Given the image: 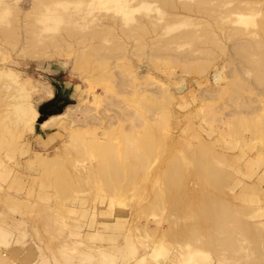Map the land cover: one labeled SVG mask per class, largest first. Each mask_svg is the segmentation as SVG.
<instances>
[{
  "label": "rangeland",
  "instance_id": "obj_1",
  "mask_svg": "<svg viewBox=\"0 0 264 264\" xmlns=\"http://www.w3.org/2000/svg\"><path fill=\"white\" fill-rule=\"evenodd\" d=\"M34 1H38L37 14H34L33 6L37 7ZM120 1L123 0H0L4 2L0 3V68L15 71L18 84L14 86L25 88V103L37 109L36 103L54 99L56 90L64 97L75 99L76 104L68 106L67 112L49 118L64 113L71 115L70 112L76 113L72 114L75 118L84 111L86 114L87 110L94 118L86 121V114L82 116L85 122L79 118L81 114L78 115L77 121L88 125L84 131L76 124V118L72 120L70 116V119L62 116V119L51 121L52 127L45 130L38 125V112L39 118L31 131V124L17 122L14 91L6 92L0 85V256H5L3 263L264 264V127L257 121L258 115L264 114V87L250 74L251 71L264 72V69L257 71L246 67L243 60L231 58L234 39H223L228 47L226 54L219 53L208 43L202 46L195 40H187L179 43L184 44L180 47H159L156 56H150L154 48L150 39L155 36H147L151 47L145 48L144 43L141 51L147 54H136L139 49L135 47L139 43L136 39H125L126 34L122 32L135 22L127 20L128 8L124 9L127 13L116 8ZM172 1L175 6L171 4L172 10L165 5L169 0H157L156 5L141 7L134 16L142 20L154 18L158 26L156 31L161 32L166 16L173 21L176 20V17L171 18L173 14L185 15L193 18H189L191 21L209 22L222 38L214 22L217 19L220 23L214 17L218 15L211 14L214 10L209 15L205 13L206 16L189 13L180 9L182 2L192 5L212 1L211 4H218L219 15L230 10L232 5L238 7V2L239 5L241 1L253 2V8L245 9L252 18L238 22V17L232 15L220 24L226 28L254 31L259 39L263 38L260 27L264 25V0ZM27 12H31L29 17ZM117 19H121L122 26L114 23ZM152 24L147 26L152 29ZM98 26L111 27V32L113 28L115 32L108 35L115 33L121 39L113 40L112 36L107 39V35L106 39H99L102 51L96 55L98 66L99 57L107 54L106 48H113L116 41L125 42L129 54L122 51H113V54L110 50L112 55L110 52L105 55L110 57L109 62H105L107 68L104 64L98 67L99 71L96 68L92 72L94 61L90 60L89 70H75L77 49L99 43L89 35L86 36L88 40L84 37L87 42L78 37L99 30ZM26 27L32 28L33 37L40 38L39 41L30 38L31 32ZM178 27L165 29L163 37L167 39L190 31L186 25ZM196 27L191 31H197V37L200 33ZM14 28V35H20L16 47L15 37L9 38L14 39L11 42L5 38ZM67 28L73 30V37L66 34ZM35 31L42 35L45 43H48L45 36L56 34V39L57 34H63L66 42L61 41L60 45L73 43L75 50L59 54L54 52V47L45 50V43ZM26 35L31 36L28 39ZM154 39L156 47L163 41L162 37ZM75 41L85 42V45L80 42L77 48ZM200 50L218 55L215 54L214 60L207 55L205 59ZM22 52L30 54L24 56ZM119 53L125 57H119ZM139 54L140 57H136ZM35 55L37 58L33 57ZM236 65H244L249 73L235 72ZM233 81L234 85L238 83L245 88L235 92L238 96L233 93ZM251 85L254 88L249 91ZM41 89H46V93ZM76 107H81L82 111L86 107L90 109L82 113ZM123 111L128 117L119 122L116 116ZM111 123L114 125L110 128ZM127 132L133 136L128 145L137 146L142 152L135 153L137 158L132 156L141 161L130 154L123 155L126 152L124 142L128 141L123 136ZM134 151L137 150L133 147ZM113 153L118 155V161L114 158L115 165L120 166L116 168H120L119 172L107 167ZM140 155L143 156L140 158ZM220 210L231 216L227 230L232 231V247L223 244L226 235L217 227Z\"/></svg>",
  "mask_w": 264,
  "mask_h": 264
},
{
  "label": "bare ground",
  "instance_id": "obj_2",
  "mask_svg": "<svg viewBox=\"0 0 264 264\" xmlns=\"http://www.w3.org/2000/svg\"><path fill=\"white\" fill-rule=\"evenodd\" d=\"M89 1H91L92 2V0H89ZM176 1V0H175ZM204 1H206V0H204ZM211 1V0H210ZM35 2V4L37 5V3H38V1L36 2V1H34ZM33 2V3H34ZM91 2H90V4H91ZM94 2V1H93ZM96 2V1H95ZM118 2V1H117ZM121 2V1H120ZM122 2H124V3H122ZM121 3H117V6H116V8L118 9V10H122L123 9V12H125V13H127V12H129V13H127V14H129V16H128V18H127V20L128 19H130L131 21H133V22H135L134 24H132L131 23V21H130V23L133 25V26H131L130 24V26H127V27H129V28H127V30H124V28L123 27H120V29H122L123 28V30H122V32L124 33V34H126L124 37H125V39H128V40H131V39H136V43L138 44V47L136 46L135 48H137V49H139L138 50V52H136V54L137 53H139L140 52V54L141 53H144L145 52V50L143 51V52H141L142 51V49H144V47L142 46L144 43H145V48H146V46H150V44H149V40L147 41L146 39V37L148 36V37H150V36H155L154 38H157V39H159L160 40V38L162 37V39L164 38L163 36V31L165 30V29H172V28H177L179 25L182 27V25L183 26H185L186 25V27L187 28H190V31L191 30H193V28H195V26H198V27H196L197 29L196 30H198V32L200 33V35H198L197 37L195 36V34L197 33V31H196V33H193L194 31H187L186 33H181V34H178V35H175V36H173V37H170V38H167V39H163V41H161V42H158V44H157V47H156V44H153L154 43V41L156 40V39H154V38H151L150 39V43H151V46H154V48L149 52L150 53V56H156V54L158 53V51H159V47H164V46H168V47H170V46H174V45H177V46H175V47H180V45L182 46V45H184V44H179V43H185L187 40H195L196 42H197V44H202V46H204V45H207L206 43H208V44H210L212 47H214V48H216L217 49V51L219 52V53H222V54H226V52H228V49H226V48H228V47H226V45H225V43H224V41H223V39H227V40H229L230 39V41L231 40H233V43H232V48L230 49V52H231V58H233L234 60H235V58H237V59H241V60H243L244 62H245V64L247 65L246 67H248V66H250V67H253V68H251V69H254V70H257V71H262L263 69H264V25H260L261 27H260V33L263 35V38L260 36V39H259V36H258V38H257V36H256V33L254 32V31H248V30H241V29H237V28H226V27H224V26H222L221 24V22L222 21H224L225 22V20H226V18H228L229 19V17H231L232 15L233 16H236V17H238V18H236L237 19V21L238 22H240V20L239 19H244V18H252L251 16L250 17H248L249 15H247L246 13H245V9H248V8H253L254 6H255V4L253 5V2H252V4L251 3H247V1L246 2H243V1H241L240 3V5H239V2H238V7H234V6H237V4H235V5H232L233 7L230 9V10H226L225 12H220V15H219V13H218V4H216V5H213V4H211L212 3V1L210 2V4L211 5H213L214 7V9L213 8H211L212 6H210V4L208 3L209 1H207V2H196L195 4H192L191 5V3H183L182 2V6L180 5V4H178V5H180V9L181 10H183V11H185L186 10V12H189V13H196V14H198V15H200V14H202V15H205V13L206 14H210L213 10L214 11H216V14L214 13V11L211 13L212 14V16L213 15H218V17H216V16H214L215 18H218L219 20H220V23L218 22V20L216 19V21H214L215 23L217 22V24L216 25H218L216 28L217 29H220L219 31L220 32H222V38L220 37V36H218V34H216L215 33V31L216 30H214V28L211 26V25H209V22L207 23H202V21L201 20H199V21H197V19H195L194 21H196V22H194L193 20V22L189 19V18H191V17H188V16H183V15H175V14H173V16H171V15H169V16H171V18L172 19H175V18H173V17H176V20H169L170 18H167V16H166V12H163V14L166 16V19H168L169 21H168V23L166 22L167 20L165 19L164 20V22H163V25H161L162 27H161V32L159 31H156L157 30V28H158V26L156 25L155 26V24H156V21H155V19L153 18H150V19H147L146 18V20H142L141 18H139V17H135L134 16V12H136V11H139V9L141 8V7H145V6H151V4H153V5H156L157 4V0H123ZM160 2V1H159ZM158 2V3H159ZM230 2H232V1H230ZM0 3H4V2H0ZM112 3V1H110L109 2V4H111ZM156 3V4H155ZM177 3H178V1H177ZM227 3H229V2H227ZM92 4H94V3H92ZM173 1L171 0H169V2H167L165 5L169 8H171V10L172 9H174L173 8ZM184 4H188V5H184ZM242 4H245V6H241ZM152 5V6H153ZM184 5V6H183ZM253 5V6H252ZM6 6V5H5ZM39 6H41V3L39 2ZM113 6V5H112ZM111 6V7H112ZM151 6V7H152ZM217 6V7H216ZM4 7V6H3ZM34 7V11H35V13L34 14H37V12H38V10H39V7H38V5H37V7H35V6H33ZM175 7V6H174ZM125 8H128L129 9V11H127V10H124ZM154 8H155V6H154ZM157 8V7H156ZM169 8V9H170ZM215 8H216V10H215ZM37 9V10H36ZM33 9H31L30 11H32ZM118 10H117V12H118ZM162 10V9H161ZM175 10H177L176 8H175ZM174 10V11H175ZM253 10H255V9H253ZM33 11V12H34ZM37 11V12H36ZM127 11V12H126ZM30 13L31 12H27V16L29 17L30 16ZM173 13V12H172ZM204 13V14H203ZM218 13V14H217ZM33 15V14H32ZM182 16V17H181ZM206 16V15H205ZM130 17V18H129ZM162 18H164V16H161ZM184 17V18H183ZM211 17V16H210ZM262 17H264V16H262ZM86 19V18H85ZM161 19V18H160ZM159 19V20H160ZM187 19H188V21L190 22H192V23H194V25H192V23L191 24H189L188 23V21H187ZM191 19H193V18H191ZM209 19H211V18H209ZM225 19V20H224ZM126 20V21H127ZM162 20V19H161ZM184 20H186V22H184ZM203 20V19H202ZM235 20V19H234ZM263 21H264V19H262ZM119 21H121V19H117L116 20V22H114V23H116V24H118V25H121V24H119ZM155 21V22H154ZM201 21V22H200ZM236 21V22H237ZM263 21H262V23H263ZM205 22V21H204ZM236 22H234V24L236 23ZM90 23V22H89ZM125 23V22H124ZM152 23H154V24H152ZM160 23H162V21L160 22ZM160 23H159V25H160ZM165 23H167V24H165ZM184 23H186V24H184ZM115 24V25H116ZM122 24H123V22H122ZM148 24H150V25H148ZM151 24L152 25H154L153 27H152V29L151 28H149L148 26H151ZM157 24H158V22H157ZM179 24V25H178ZM219 24L221 25V27L219 26ZM31 25V24H30ZM89 25V24H88ZM148 25V26H147ZM178 25V26H177ZM215 25V24H214ZM224 25V24H223ZM255 25V24H254ZM258 26H259V24H257ZM27 27L29 26V25H26ZM101 26V25H100ZM100 26H98L97 28L99 29H102V32H101V30L99 29V30H97L96 29V31L94 32V30H92V29H90V31L91 32H88L89 34H87V33H85V35H81L80 37H78V38H81V40H82V42L84 41V40H86L87 38H86V36L87 35H89L91 38H92V40L94 39V40H96L97 39V41H99V39H100V41H102V38L104 39H106V36L105 35H107V39H112V38H114L113 40H115V39H117L118 38V36H115V33H114V36L113 35H108V34H113V32H115L114 30H113V28H112V32H111V27L109 28V29H105V28H107V27H100ZM122 26V25H121ZM189 26H191V27H189ZM26 27V28H27ZM32 27V26H31ZM30 27V28H31ZM33 27H34V25H33ZM88 27V26H87ZM90 27V26H89ZM88 27V28H89ZM119 27V26H118ZM156 29H155V28ZM219 27V28H218ZM25 28V29H26ZM30 28H27V29H29V31H30ZM69 28V27H68ZM67 28V29H68ZM92 28V27H91ZM179 28V27H178ZM215 28V29H216ZM32 29V28H31ZM93 29H95L94 27H93ZM104 29H105V31H104ZM120 29H118V31L120 32ZM12 30H15V28L14 29H10L9 31H12ZM34 30V29H33ZM66 30V29H65ZM65 30H64V34H65ZM160 30V29H159ZM61 31H62V29H61ZM75 31V30H74ZM97 31H100V32H97ZM105 33H104V32ZM218 31V30H217ZM12 32H14V31H12ZM12 32H5V33H7V35L5 36V34L3 33V35H2V33H1V35L4 37L5 36V38H7L8 40H9V38L11 37V38H16V40L14 41V39H10L9 41L11 42L12 40L15 42L14 43V45H13V43H11L14 47H16L17 45H16V41H18L17 40V38H18V36L20 37V35H17V36H15L14 34H15V32L12 34ZM25 32V31H24ZM31 32V31H30ZM36 32V31H35ZM122 32L120 33V34H122ZM257 32V31H256ZM26 34L28 33L29 34V32H25ZM24 33V34H25ZM41 33H43V32H41ZM40 33V34H41ZM79 33V32H78ZM81 33V32H80ZM27 34V35H28ZM35 33H33V32H31V35H29V36H27L28 37V39H29V37L30 38H32L33 36H35L34 35ZM62 34V33H61ZM66 34L68 35V36H72L73 37V34H74V32H73V30L72 29H68V30H66ZM82 34H84V32H82ZM154 34V35H153ZM36 35H38V33L36 32ZM45 34L43 33V36H44ZM55 35L56 34H54V36L53 35H51L52 37H54L53 39L52 38H49V37H51V36H45L46 37V39H48V43H45V41H43L44 39H43V37H41V36H37V37H41L42 38V40H40V41H42V42H44L45 43V45H43V44H41V45H43V47H44V49L45 50H49V49H46V48H52V47H54L53 48V50H54V52L55 53H58L59 54V52L60 51H65L66 52V50L69 52H72L73 50H75V47H74V44L73 43H69V44H67V45H65L66 43H63L65 40L64 39H62V38H65V37H63L62 35H58L57 34V37H56V39H55ZM66 35V36H67ZM103 35L105 36V37H103ZM219 35H221V34H219ZM67 36V37H68ZM76 36V35H75ZM78 36V35H77ZM110 36H112V38H109ZM166 36V35H165ZM48 37V38H47ZM72 37H70V39L72 38ZM84 37L86 38V39H84ZM116 37V38H115ZM248 37L251 39V38H254V40H252V41H250V40H247L248 39ZM5 38H4V40L2 39V41H6L5 40ZM34 38V37H33ZM36 38V37H35ZM34 38V40H36ZM69 38V37H68ZM75 38V37H74ZM120 38V37H119ZM117 39V40H121V39ZM129 38H131V39H129ZM221 38V39H220ZM235 38H237V39H235ZM40 39V38H39ZM39 39H37V41H39ZM50 39H52V40H50ZM90 39V38H89ZM199 39H201V40H203L202 42H200V40ZM7 40V41H8ZM20 40H21V38H20ZM19 40V41H20ZM50 40V41H49ZM80 40V39H79ZM88 40V39H87ZM87 40L85 41V42H87ZM92 40H90V42H93ZM112 40V41H113ZM127 40V41H128ZM226 40V41H227ZM28 41V40H27ZM29 41H31V40H29ZM47 41V40H46ZM61 41H63L62 42V45H60V43H61ZM78 41V40H77ZM77 41H75V44H76V47H77V44L79 43L80 44V42L81 41H79V42H77ZM100 41H99V43H98V45L96 46V45H94V46H88L87 44V46L88 47H85L86 45H85V42L82 44V42H81V44L80 45H85V46H83V50L82 49H77V54H76V52H75V54H76V56H75V58H77L78 60L76 61V59L74 60V62L76 61V63H74V68H75V70L76 69H83V70H89L88 69V67H90V65H89V62H90V60H92V61H94L92 64L95 66H97V67H93V65H92V69L94 68V70H92V72H94L95 70H96V68H97V70H98V67L99 68H101V66H103L104 64H105V62L106 63H108L109 61V58L110 57H107V56H105V55H108V53L110 52V50H111V52L114 54V52L115 51H119V52H124L125 54H129V52H128V50L125 48L126 47V44H125V42H119V41H116V43H115V46L114 45H111L110 44V46L112 47V46H114L113 48H111V49H109L110 47L108 46V48H106V50L108 49L109 50V52H107V54L105 53V49H103L104 50V53H105V55H101L98 59L100 60V63H99V66L97 65L98 63V61H96L95 59L97 58V54L99 53L98 51L100 50V48L102 49V45L100 44ZM3 42V43H4ZM25 42V41H24ZM34 43H35V41H33ZM66 42V41H65ZM77 42V43H76ZM135 42V41H134ZM205 42V43H204ZM2 43V42H1ZM2 43V44H3ZM28 43V42H27ZM34 43H32V44H34ZM37 43V42H36ZM173 43H178V44H173ZM227 43H229V41L227 42ZM5 44V43H4ZM9 47H10V45L8 44V43H6ZM31 44V43H30ZM29 44V45H30ZM63 44H64V46H63ZM79 44H78V46H79ZM91 44V43H90ZM102 44H103V42H102ZM113 44H114V41H113ZM135 44V43H134ZM170 44H172V45H170ZM197 44H196V46H197ZM25 45V44H24ZM35 45V44H34ZM40 45V46H41ZM60 45V47L58 48V46ZM25 46H27V44L25 45ZM31 46V45H30ZM101 46V47H100ZM150 46V47H151ZM32 47H33V45H32ZM35 47V46H34ZM37 47V46H36ZM39 47V46H38ZM81 47V46H80ZM85 47V48H84ZM103 47H104V45H103ZM128 47H129V45H128ZM127 47V48H128ZM140 47V48H139ZM24 48H29V47H24ZM41 49H42V46L40 47ZM39 48V49H40ZM74 48V49H73ZM135 48H132V49H134L135 51L137 50V49H135ZM12 49H13V47H12ZM30 49H32V48H30ZM43 49V50H44ZM126 49V50H125ZM6 51L5 49H3L2 48V51ZM14 50H15V48H14ZM27 49H25L24 51H26ZM33 50V49H32ZM32 50H31V54L33 53L32 52ZM107 50V51H108ZM130 50V49H129ZM133 50V51H134ZM203 50H205V49H203ZM203 50H200V51H202V53L205 55V59H207V57H208V59H212V58H214V56H215V54H216V52H212V51H210L209 53L208 52H206L207 51V49H206V51H203ZM209 50V49H208ZM210 50H212V49H210ZM22 51V50H21ZM20 51V52H21ZM29 51V50H28ZM38 51H40V50H38V48H37V53H41V52H38ZM100 51H102V50H100ZM114 51V52H113ZM34 52H35V49H34ZM69 52V53H70ZM110 52V53H111ZM121 52V53H122ZM205 52V53H204ZM29 54H30V52H28ZM27 53V54H28ZM44 53H46L45 51H44ZM73 53V52H72ZM102 53V52H101ZM112 53L110 54V55H112ZM121 53H119V57H121ZM148 53V54H149ZM207 53V54H206ZM232 53H233V55H232ZM21 54H23L24 55V52H22ZM27 54H25L26 56H27ZM36 54V53H35ZM125 54H123L122 56L123 57H125L124 55ZM130 54H131V51H130ZM140 54H139V56H136V57H140ZM144 54H147V53H144ZM209 54V55H208ZM22 55V56H23ZM24 55V56H25ZM34 55V54H33ZM38 55V54H37ZM37 55H35V56H33V57H36L37 58ZM42 55V54H41ZM45 55H47L48 56V54H45ZM44 55V58L46 57L47 58V56H45ZM206 55H207V57H206ZM217 55L218 54H216V57H217ZM18 56H19V54H18ZM114 57H115V55H113ZM135 55L133 54V57H134ZM142 57L143 56H145V55H141ZM149 56V55H148ZM234 56H236V57H234ZM28 57L30 58V55H28ZM38 57H39V55H38ZM41 57H43V56H41ZM112 57V56H111ZM92 58H94V59H92ZM152 58H154V57H152ZM108 59V60H107ZM236 59V60H237ZM107 60V61H106ZM111 60V59H110ZM126 60V59H125ZM212 60H214V59H212ZM232 60V59H231ZM96 62V63H95ZM211 62V61H210ZM205 63H207V62H205ZM241 63V62H240ZM153 64V63H152ZM231 64H233V63H231ZM104 66H106V68H107V66L108 65H104ZM234 66H235V63H234ZM103 68V67H102ZM127 68V67H126ZM104 69H105V67H104ZM80 70H78V71H80ZM101 70V69H100ZM238 71V73L240 74V75H242V74H244V71H245V74H248L249 73V71H247L246 72V70H248V68H245V66L243 65L242 67H240V66H238L237 67V65H236V69H235V72H237ZM99 71V70H98ZM97 71V72H98ZM101 71H104V70H101ZM109 71V70H108ZM264 71V70H263ZM110 72V71H109ZM103 73V72H102ZM250 74H252V77L253 78H255L256 79V81H257V83H259L260 85H263V87H264V72H255V73H253V71H251L250 72ZM105 78V77H104ZM17 79H18V76L16 75V73H15V71L13 72L12 70H8V69H3V68H0V85L1 86H4V88L6 89V92H7V90H13L14 91V93H13V100H14V103H13V106H14V108H15V111H16V113H17V122L18 123H24V124H27V123H29V124H31L30 125V130L31 131H33L34 130V123H35V121L39 118L38 116V111H37V109H35V107L34 106H32V104L31 103H25L26 102V98H27V96H26V91L22 88V89H20V88H18V87H15L14 85H16V83L18 84V82H17ZM94 79V78H93ZM98 79V78H97ZM105 79H107V78H105ZM92 80V79H91ZM96 80V79H95ZM106 81H108V79L106 80ZM121 81V80H120ZM122 82V81H121ZM107 83V82H106ZM233 83V84H232ZM232 83H229V84H232L233 85V88H234V92L233 93H235L236 91H240V92H242V88H243V85H240V84H238L237 82H235V83H237V84H235L234 85V81L232 82ZM249 83H253V82H249ZM256 83V84H257ZM243 84H245V83H243ZM246 84L248 85V83L246 82ZM245 84V85H246ZM255 84V85H256ZM258 85V84H257ZM40 87H41V85H40ZM48 87H49V85H48ZM48 87H46V89L48 88ZM136 88V87H135ZM252 88H254L253 87V85H251V87L250 88H248V90L250 91V89H252ZM46 89H44V90H42L41 89V91H43V93L45 92L46 93V91L48 90H46ZM94 89V88H93ZM243 89H245V88H243ZM46 90V91H45ZM12 91V92H13ZM49 91V90H48ZM47 91V94H49L50 93V91L48 92ZM244 91V90H243ZM246 91H247V88H246ZM40 92V91H39ZM229 92V91H228ZM262 92H264V90L262 91ZM42 93V92H41ZM8 94V93H7ZM6 94V95H7ZM46 94V95H47ZM51 94H52V91H51ZM50 94V95H51ZM242 94V93H241ZM263 94V93H262ZM261 94V95H262ZM233 95V94H232ZM237 94L235 93V96H236ZM49 95H47V97H48ZM52 96V95H51ZM50 96V97H51ZM238 96V95H237ZM263 96H264V94H263ZM239 97H242L241 95L239 96ZM238 97V98H239ZM232 98H234V96L232 97ZM236 99H237V97H236ZM264 99V98H263ZM229 100V99H228ZM240 100H241V98H240ZM258 100V99H257ZM102 101V100H101ZM233 101V103H232V105H234V101H235V99L234 100H232ZM238 101V100H237ZM249 101V100H248ZM259 101V100H258ZM243 102V101H242ZM245 102V101H244ZM250 102V101H249ZM23 103H25L24 105L25 106H23ZM236 103V102H235ZM254 103V102H253ZM242 104V103H241ZM245 104V103H244ZM248 104V103H247ZM252 104V103H251ZM97 105H98V103H97ZM12 106V107H13ZM113 106V105H112ZM240 106H242V105H240ZM98 107H99V105H98ZM116 107V106H115ZM239 107V106H238ZM75 108V107H74ZM77 108V107H76ZM81 108V107H80ZM80 108H77V109H80ZM89 108V107H88ZM87 107H86V109H88ZM109 108V107H108ZM241 107H239L238 109H240ZM245 108H246V106H245ZM70 109V108H69ZM86 109H83V111L84 110H86ZM90 109V108H89ZM242 109L244 110V107H242ZM242 109H240V110H242ZM68 110V109H67ZM67 110H66V112H67ZM79 111H82L81 109L79 110ZM78 110H76V112H79ZM83 111H82V113H83ZM237 111H239V110H237ZM248 111H251L250 109H248ZM255 111H258V110H255ZM254 111V112H255ZM70 112V111H69ZM125 111H123V112H121L120 114H122L123 113V117H122V115H120V114H118L116 117H118V119L119 120H121V121H119V122H122V121H126V120H122V119H126L128 116V114L125 112ZM244 113L246 112V111H243ZM100 113V112H99ZM65 114V113H64ZM60 115V116H55V117H51V118H49V119H47V120H45V121H43L42 123H41V127L43 128V129H45V130H49L50 129V127H52V126H50L51 124H52V122L51 121H53V120H56V119H62V116H63V119H64V117H66L65 119H67V118H69V116L70 117H72V120H73V118H74V116L76 115V113L74 114V112L72 113V112H70V114L71 115H68L67 113H66V116L65 115ZM72 114H74V116L72 115ZM79 114H81V113H79ZM79 114H77V117H78V115ZM86 114H87V118L88 119H85L86 121L87 120H90L91 118H92V116H90V111L88 112V110L86 111ZM85 114V111H84V113L83 114H81V116L79 117L80 119H82L83 118V120H84V118L85 117H82V116H84V115H86ZM127 114V115H126ZM240 115V114H239ZM238 115V119H239V116ZM90 118H89V117ZM127 116V117H126ZM259 117H257V121L258 122H260L261 123V125H263L262 127H264V114H260V115H258ZM77 117H75L76 118V124H78L80 127L82 126V128H83V131L84 130H86L85 128L88 126L86 123L84 124V123H81V122H84V121H81V122H79V121H77ZM82 117V118H81ZM122 117V118H121ZM74 118V119H75ZM78 118V119H79ZM154 118V117H153ZM70 119V118H69ZM93 119L94 118H92L91 120L93 121ZM129 119V118H128ZM127 119V120H128ZM255 119V118H254ZM85 121V122H86ZM92 121H90L89 123H91ZM96 121V120H95ZM94 121V122H95ZM79 122V123H78ZM94 122H92V123H94ZM97 122H98V120H97ZM95 122L94 124H98V123H102V122ZM111 122V121H110ZM17 123V124H18ZM51 123V124H50ZM74 123V122H73ZM91 123V124H92ZM113 123H115L116 124V122H113ZM113 123H111V124H109L108 125V127H112L114 124ZM144 123H147L146 121H144ZM231 123V122H230ZM37 124V123H36ZM110 128H108V129H110ZM132 128V127H131ZM133 128H135V126H133ZM133 130H135V129H133ZM137 130V129H136ZM111 131V130H110ZM131 131H132V129H131ZM45 132V131H44ZM138 132V131H137ZM264 132V131H263ZM109 133V132H108ZM132 135V133H125V135L123 136V138L125 137V140L126 139H128V141L125 143L124 142V144L126 145L125 146V150H126V152H124L123 153V155L124 154H130V156H132V154H133V156L134 157H136L137 158V154H135L136 152H141L139 149H137L135 146H131V145H128V143L131 141V137H133V136H131ZM131 136V137H130ZM127 137H129V138H127ZM122 138V141H125L124 139ZM133 147H134V150H137V151H134V152H132V150H133ZM139 148V147H138ZM131 149V150H130ZM129 151H131L130 153H127V152H129ZM138 152V154H141V153H139ZM115 155H117V154H115ZM132 156V157H133ZM141 156H143V155H140V158H141ZM117 159V161L119 160L118 159V155L117 156H114V153L113 154H111L110 156H109V158H108V166L107 167H110V169H112V170H114L115 172L118 170H116V168L119 166V164L117 163V165L118 166H116L115 164H116V162L117 161H115V158ZM125 157H127L126 155H125ZM133 157V159H136V158H134ZM139 158V157H138ZM143 158V157H142ZM137 160H139V161H141L142 159H136V161ZM120 163V162H119ZM144 162H142V163H140V165L141 164H143ZM120 167V166H119ZM133 168L135 167V165H133L132 166ZM131 167V168H132ZM137 167H138V165H137ZM136 169V168H135ZM119 170H120V168H119ZM119 170L117 171V172H119ZM222 204V203H221ZM231 220V216L229 215V214H227L224 210H220L219 211V220H218V222H217V227H218V229L223 233V234H225L226 235V239H223L222 241H223V244L225 245V246H228V247H232L233 246V237H232V231H228L227 230V224H228V222ZM5 256L3 255V257L2 256H0V258H1V260H0V262L2 261V258H3V261H2V263L5 261V258H4ZM4 264V263H3Z\"/></svg>",
  "mask_w": 264,
  "mask_h": 264
},
{
  "label": "water",
  "instance_id": "obj_3",
  "mask_svg": "<svg viewBox=\"0 0 264 264\" xmlns=\"http://www.w3.org/2000/svg\"><path fill=\"white\" fill-rule=\"evenodd\" d=\"M54 97H57V91L54 90ZM43 102V104L41 103ZM36 103L37 111L39 112L40 118L38 120V125L45 121L52 115L62 114L68 106L76 104V100L71 98L69 102L58 101L55 103V98L48 101H41Z\"/></svg>",
  "mask_w": 264,
  "mask_h": 264
},
{
  "label": "flooded vegetation",
  "instance_id": "obj_4",
  "mask_svg": "<svg viewBox=\"0 0 264 264\" xmlns=\"http://www.w3.org/2000/svg\"><path fill=\"white\" fill-rule=\"evenodd\" d=\"M52 83V81H51ZM53 84V83H52ZM57 86V85H56ZM55 86V87H56ZM59 87V86H58ZM58 89V88H57ZM72 97H64L63 95H61L60 92L57 93V97H55V103H57L58 101H65V102H69L71 100ZM53 99V98H52Z\"/></svg>",
  "mask_w": 264,
  "mask_h": 264
}]
</instances>
